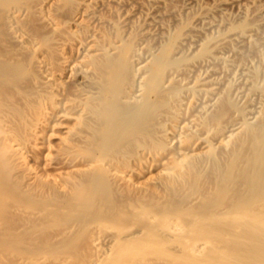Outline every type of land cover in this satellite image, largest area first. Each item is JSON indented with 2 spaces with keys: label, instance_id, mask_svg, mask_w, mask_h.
I'll use <instances>...</instances> for the list:
<instances>
[{
  "label": "bare ground",
  "instance_id": "1",
  "mask_svg": "<svg viewBox=\"0 0 264 264\" xmlns=\"http://www.w3.org/2000/svg\"><path fill=\"white\" fill-rule=\"evenodd\" d=\"M257 30L264 0H0V264H264V83L252 113L217 75Z\"/></svg>",
  "mask_w": 264,
  "mask_h": 264
},
{
  "label": "rangeland",
  "instance_id": "2",
  "mask_svg": "<svg viewBox=\"0 0 264 264\" xmlns=\"http://www.w3.org/2000/svg\"><path fill=\"white\" fill-rule=\"evenodd\" d=\"M214 27H215V25H213ZM210 27V26H209ZM209 27L207 26L206 28H207V30L206 31H208L209 30ZM214 27H212V29H211V27H210V31H212V33H215V31H216V28H214ZM261 29H263V28H261ZM252 34H250V33H248V37L247 38H252V40H250V42H252L251 44H250V46H249V42H248V40L246 39V38H241V37H237V40H236V38L235 39H233L234 38V36H231L232 37V39L231 40H233L232 42L234 43V48H236V49H234L232 46H233V43H232V46H230V47H232V48H223V49H220L221 51L220 52H218V55H221L222 54V52L224 53V54H222L221 56H222V58H221V56H219L220 57V59L221 60H219L220 61V63L219 64H217L218 66V68H219V72H217V75H219L218 77H220V79L223 81L222 82V84L223 83H231V81L233 82L231 85H232V88H233V93L232 94H234V98H236L237 100H238V103L239 104H244V103H246L245 101L247 100V98H248V100H250V102H251V106H250V109H251V112L252 113H254V110L253 109H255V111L258 109V106L260 105V103H259V100H260V98L259 97H261V95L259 94V92H256V91H254L253 92V90H251V86H252V84H253V82H254V79L252 78V75L251 74H253V72L254 71H256V69L258 70V72L260 73L261 72V74H258V76H259V78H261V85H263V83H264V64H263V61L264 60H261L260 58H259V56H258V52H256V50H258L259 52H262V53H264V32L262 31V30H257V32H251ZM251 35V36H250ZM250 38V39H251ZM240 39V40H239ZM246 39V40H245ZM235 40V41H234ZM241 42V43H240ZM245 42V43H244ZM254 42V43H253ZM239 43V44H238ZM243 43V44H242ZM248 43V44H247ZM246 44V45H245ZM261 44V45H260ZM252 46H253V48H252ZM260 46V47H259ZM257 47V48H256ZM231 49V50H230ZM255 49V50H254ZM224 50L226 51V52H224ZM238 52H237V51ZM240 50V51H239ZM260 50H262V51H260ZM250 51H252V52H250ZM187 52H189V51H187ZM240 52V53H239ZM250 52V53H249ZM254 52H256V53H254ZM226 54V55H225ZM235 54V56H233ZM228 55H229V58H228ZM245 55V56H244ZM247 56H248V58H247ZM255 56H257L258 57V59H260V60H256L257 59V57H256V59H253ZM241 57V58H240ZM225 60H224V59ZM239 58V59H238ZM241 59V60H240ZM236 60V61H235ZM249 60H251V61H249ZM253 60V61H252ZM227 61V62H226ZM229 61V62H228ZM243 61V62H242ZM255 61V62H254ZM259 61H260V63H259ZM251 62V63H250ZM254 62V63H253ZM226 63V64H225ZM229 63V64H228ZM224 64V65H223ZM254 64V65H253ZM246 65V66H245ZM252 65V66H251ZM222 66V67H221ZM224 66V67H223ZM232 66V67H231ZM256 66H257V68H256ZM246 67V68H245ZM252 67V68H251ZM253 67H255L254 69L255 70H252L253 69ZM261 68V69H260ZM245 69V70H244ZM250 69V70H249ZM261 71H260V70ZM229 70V71H228ZM232 70H233V72H232ZM252 71L251 73L249 72V71ZM263 70V71H262ZM237 73H236V72ZM243 72L245 73H248V74H243ZM227 73V74H226ZM236 73V74H235ZM223 74H224V76H223ZM243 74V75H242ZM221 75V76H220ZM226 75V76H225ZM236 75V76H235ZM223 76V77H222ZM231 76H233V77H231ZM248 78V77H250V79H249V82L247 81L248 79L246 78V77ZM225 77V78H224ZM228 77L229 78H231V81H227V80H230V79H228ZM224 78V79H223ZM244 80H243V79ZM263 78V79H262ZM237 79V80H236ZM250 80H251V83H250ZM258 80V81H259ZM244 81V82H243ZM253 81V82H252ZM235 82H236V84H235ZM250 83V84H248V83ZM244 83H246V84H244ZM250 85V89H249V87L248 86ZM235 86V87H234ZM237 86V87H236ZM239 86H241L240 87V89L242 90V89H244L245 87V92H244V90L241 92V90H239ZM248 87V88H247ZM237 88V89H236ZM248 89L250 90V92L248 91ZM235 90H238V92L237 91H235ZM240 91V92H239ZM240 93V94H239ZM249 93H252V94H250L249 95ZM242 94V95H241ZM255 94V95H254ZM258 95V96H257ZM240 97V98H239ZM253 97V98H252ZM246 98V99H245ZM251 98V99H250ZM235 99V100H236ZM259 99V100H258ZM236 100V101H237ZM247 100V101H248ZM253 102H255V103H253ZM253 104L255 105V106H253ZM257 104H259V105H257ZM252 115V114H251Z\"/></svg>",
  "mask_w": 264,
  "mask_h": 264
}]
</instances>
